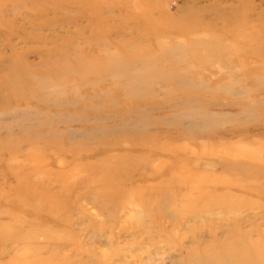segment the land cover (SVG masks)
Returning a JSON list of instances; mask_svg holds the SVG:
<instances>
[{
	"label": "rangeland",
	"instance_id": "obj_1",
	"mask_svg": "<svg viewBox=\"0 0 264 264\" xmlns=\"http://www.w3.org/2000/svg\"><path fill=\"white\" fill-rule=\"evenodd\" d=\"M262 242L264 0H0V264Z\"/></svg>",
	"mask_w": 264,
	"mask_h": 264
},
{
	"label": "bare ground",
	"instance_id": "obj_2",
	"mask_svg": "<svg viewBox=\"0 0 264 264\" xmlns=\"http://www.w3.org/2000/svg\"><path fill=\"white\" fill-rule=\"evenodd\" d=\"M15 2H17V0H14ZM179 31H181V29H179ZM11 83V82H10ZM25 84V83H22ZM12 95L14 97H17V94L12 92ZM40 195V194H39ZM40 199L38 198V196L36 195H32L31 196V200H37ZM43 200H50L49 198H43ZM44 203H47L46 206V210L52 214V210L54 209V206L51 205L50 203H48V201H44ZM21 205V204H20ZM22 206V205H21ZM35 211V210H34ZM264 242L262 243H257L256 245H252V250L248 251L247 254H242L241 257H244L246 259L247 264H253L254 260H256V264H264ZM258 251V252H257ZM251 253V255H249ZM259 256H262V258H259ZM9 263V262H8Z\"/></svg>",
	"mask_w": 264,
	"mask_h": 264
}]
</instances>
